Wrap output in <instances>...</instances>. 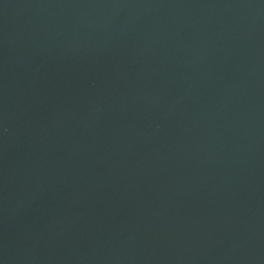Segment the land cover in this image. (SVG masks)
Instances as JSON below:
<instances>
[{"label":"water","instance_id":"1","mask_svg":"<svg viewBox=\"0 0 264 264\" xmlns=\"http://www.w3.org/2000/svg\"><path fill=\"white\" fill-rule=\"evenodd\" d=\"M0 264H264V0H0Z\"/></svg>","mask_w":264,"mask_h":264}]
</instances>
